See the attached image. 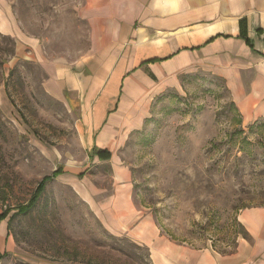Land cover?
Returning a JSON list of instances; mask_svg holds the SVG:
<instances>
[{"label": "rangeland", "instance_id": "374dc122", "mask_svg": "<svg viewBox=\"0 0 264 264\" xmlns=\"http://www.w3.org/2000/svg\"><path fill=\"white\" fill-rule=\"evenodd\" d=\"M7 1L46 60L86 54L83 0ZM47 76L31 48L0 32V213L8 211L10 236L0 242V264H153L149 247L109 232L55 179L34 208L18 210L59 161L81 151L53 150L55 159L44 150L78 146V111L45 91ZM123 158L160 227L193 246L234 247L246 235L239 211L264 205V117L243 122L224 81L205 70L181 75L155 100Z\"/></svg>", "mask_w": 264, "mask_h": 264}, {"label": "crops", "instance_id": "0c3cea01", "mask_svg": "<svg viewBox=\"0 0 264 264\" xmlns=\"http://www.w3.org/2000/svg\"><path fill=\"white\" fill-rule=\"evenodd\" d=\"M80 12L89 24L86 54L49 61L9 2L0 0V32L34 51L48 74L45 91L78 111V146L44 147L55 159L53 150H81L58 162L55 180L71 188L109 232L149 247L153 264H264V205L239 211L246 235L234 247H196L160 227L138 198L123 158L155 100L177 87L183 74L216 75L243 122L264 117V0H83ZM9 238L5 217L0 242Z\"/></svg>", "mask_w": 264, "mask_h": 264}, {"label": "trees", "instance_id": "16d2710c", "mask_svg": "<svg viewBox=\"0 0 264 264\" xmlns=\"http://www.w3.org/2000/svg\"><path fill=\"white\" fill-rule=\"evenodd\" d=\"M103 157H109V153L106 152L105 155H103ZM58 173V171H54L51 174H47L45 175L40 182L38 183L35 192L33 193L32 197L24 204H21L18 206V210L22 213H27L29 212L32 208H34L36 206V204L38 203V201L40 200V198L42 197L45 189H46V185L49 181L55 179V175ZM8 215V211H4L2 213H0V221L7 217ZM90 263V262H88ZM16 264H27L25 262H18Z\"/></svg>", "mask_w": 264, "mask_h": 264}]
</instances>
